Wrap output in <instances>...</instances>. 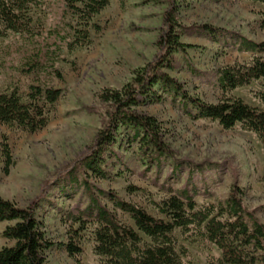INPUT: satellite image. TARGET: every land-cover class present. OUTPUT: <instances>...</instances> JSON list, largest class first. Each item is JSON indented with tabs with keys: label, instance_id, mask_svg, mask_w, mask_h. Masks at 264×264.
I'll list each match as a JSON object with an SVG mask.
<instances>
[{
	"label": "rangeland",
	"instance_id": "1",
	"mask_svg": "<svg viewBox=\"0 0 264 264\" xmlns=\"http://www.w3.org/2000/svg\"><path fill=\"white\" fill-rule=\"evenodd\" d=\"M27 1L29 32L8 33L0 38V94L18 91L27 103L31 88L40 87L61 90L62 97L52 108L47 127L41 131L29 133L18 127L0 125V134L8 137L16 161L9 176L0 173V198L24 208L42 194L47 184L51 185L38 216L46 226L49 239L56 245L67 244L71 230H77L78 226L67 221L66 214L76 209L79 196L64 198L59 194L58 182L88 155L95 142L103 123L101 93L121 90L133 79L136 70L159 55L157 42L164 31V14L169 1L111 0L109 8L94 20L103 31L92 32L91 47L74 52L66 45L72 39L71 27L76 25V18L66 10L64 0ZM179 1V19L186 27L209 25L264 42L262 3ZM182 42L195 47L188 51L192 66L210 77L221 68L252 60L251 54L221 49L203 36H184ZM29 62L34 66L29 67ZM181 62L182 66L169 74L192 96L209 104L241 99L251 107L264 110L257 97L264 92L263 81L223 94L215 84L193 76L182 59ZM141 111L161 123L165 142L177 153L184 167V176L171 183L174 189L184 187L187 164L218 165L219 174L212 171L207 174L205 183L200 178L195 181L200 191L196 198L199 207L223 203L237 185L244 191V205L264 224V213L258 210L264 206V148L255 134L244 131L241 126L225 130L208 119L192 120L167 95L160 103L141 107ZM120 155L123 162H112L108 179L91 177L90 183L116 192L121 199L142 207L154 218L165 219L150 201L161 202L168 198L162 186L172 162L157 182L156 172H147V164L136 145L125 146ZM129 187L140 191L129 193ZM102 200L113 209L111 203ZM117 214L123 224L136 229L128 215ZM7 225L0 223V249L12 245L1 237ZM91 231L80 234L83 253L77 259L71 258L66 248L56 246L48 253V264H99ZM176 237L178 246L187 253V263H220L221 252L208 240L186 238L180 231L176 232ZM254 254L257 264H264V251Z\"/></svg>",
	"mask_w": 264,
	"mask_h": 264
},
{
	"label": "trees",
	"instance_id": "2",
	"mask_svg": "<svg viewBox=\"0 0 264 264\" xmlns=\"http://www.w3.org/2000/svg\"><path fill=\"white\" fill-rule=\"evenodd\" d=\"M168 1L164 31L157 42L159 55L136 70L133 79L121 90L101 93L103 123L95 142L88 155L58 182L59 194L64 198L79 196L76 209L66 214L67 221L78 229L71 230L67 244L56 245L48 238L38 214L51 185L47 184L42 194L24 208L0 198V223L8 224L1 237L12 243L0 249V264H48V253L56 246L66 248L68 255L77 259L83 253L80 234L89 230H92L93 251L99 264H190L185 261V249L178 246L177 231L183 237L204 238L212 243L221 252L219 264H257L254 252L264 251V224L244 205V191L234 185L223 203L200 208L196 202L200 195L196 179L205 183L207 174L212 171L219 174L220 170L218 165L209 162L187 164L184 187L174 189L171 183L184 176V167L177 153L165 142L161 123L143 113L141 107L160 103L167 95L192 120L208 119L225 130L241 126L244 131L255 134L264 148V110L251 107L241 99L209 104L189 94L184 85L169 74L182 66V59L193 76L215 84L223 94L249 87L254 82L263 81L264 87V42L209 25L186 27L179 19L180 1ZM249 1L264 4V0ZM64 3L66 10L76 18L67 49L74 52L91 47L92 32L103 31L94 20L109 8L111 0H64ZM28 8L27 0H0V38L8 33L29 32ZM184 36H203L221 49L251 54L252 60L221 68L210 77L192 66L188 51L195 47L183 43ZM28 65L33 67L34 63ZM55 73L62 78L60 73ZM61 97V90L40 87L31 88L27 103L18 91L0 94V125L18 127L29 133L41 131L47 127L51 110ZM257 97L264 105V92ZM132 145L137 146L144 158L147 172H156L157 182L172 162L162 186L168 198L161 202L150 201L165 219L154 218L142 207L121 199L116 192L99 189L89 181L91 177L108 179L112 162L122 163L121 150ZM15 166L9 139L0 134V173L9 176ZM137 191L140 189L128 188L129 193ZM102 199L111 203L113 209ZM258 210L264 213V206ZM117 212L128 215L136 229L123 224Z\"/></svg>",
	"mask_w": 264,
	"mask_h": 264
}]
</instances>
